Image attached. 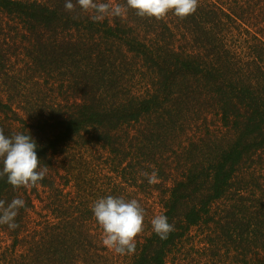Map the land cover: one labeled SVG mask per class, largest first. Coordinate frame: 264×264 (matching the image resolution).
<instances>
[{
	"label": "trees",
	"instance_id": "obj_1",
	"mask_svg": "<svg viewBox=\"0 0 264 264\" xmlns=\"http://www.w3.org/2000/svg\"><path fill=\"white\" fill-rule=\"evenodd\" d=\"M64 4L0 0V130L31 133L48 169L0 178V200L25 201L0 264H264V0L102 22ZM107 195L144 209L131 255L102 244Z\"/></svg>",
	"mask_w": 264,
	"mask_h": 264
},
{
	"label": "clouds",
	"instance_id": "obj_2",
	"mask_svg": "<svg viewBox=\"0 0 264 264\" xmlns=\"http://www.w3.org/2000/svg\"><path fill=\"white\" fill-rule=\"evenodd\" d=\"M79 6L82 11L92 10L91 19L102 22L106 18L127 15L129 9L135 10L141 17L160 19L169 12L179 18L194 13L198 0H125L124 3H113L112 0H65L64 7L68 11ZM37 142L30 134L13 133L5 135L0 130V178L14 188L34 187L42 181L48 171L41 166L37 155ZM148 183H154L156 172L143 173ZM25 207L24 199L14 197L10 202L0 200V225L9 229L18 227L16 217ZM94 219L102 228V244L121 256L131 255L136 251V237L143 230L144 209L136 199H125L123 196L107 195L97 198L90 206ZM152 230L166 239L173 226L166 215H156L151 220Z\"/></svg>",
	"mask_w": 264,
	"mask_h": 264
}]
</instances>
